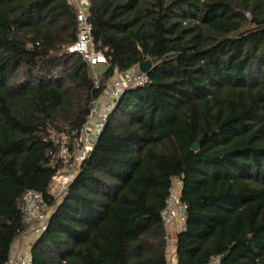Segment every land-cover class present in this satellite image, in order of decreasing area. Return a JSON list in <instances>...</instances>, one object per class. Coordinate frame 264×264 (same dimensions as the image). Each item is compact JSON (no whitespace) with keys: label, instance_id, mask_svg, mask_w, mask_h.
I'll return each instance as SVG.
<instances>
[{"label":"trees","instance_id":"trees-1","mask_svg":"<svg viewBox=\"0 0 264 264\" xmlns=\"http://www.w3.org/2000/svg\"><path fill=\"white\" fill-rule=\"evenodd\" d=\"M99 83L68 0H0V264L27 225L24 195L50 209L33 264H166L160 213L180 181L176 264H264V0H90ZM150 61L73 180L50 192V130L73 140L114 68ZM197 144L196 150L192 145Z\"/></svg>","mask_w":264,"mask_h":264},{"label":"built area","instance_id":"built-area-1","mask_svg":"<svg viewBox=\"0 0 264 264\" xmlns=\"http://www.w3.org/2000/svg\"><path fill=\"white\" fill-rule=\"evenodd\" d=\"M68 3L76 10V38L67 46V52L82 55L91 69L95 84H98L99 71H96V68L98 64H103L106 60L104 54L95 48L92 25L88 17L90 0H68ZM147 81V74L141 72L138 66H134L125 72H119L117 68H114L113 76L107 82L102 95L93 102L87 116L85 126H91L90 131L94 135V140L99 136L106 124L108 115L116 106L123 92L130 87L142 86ZM49 139L55 146L52 164L61 165L52 181L58 180L62 186L61 192H63L74 177L75 165L71 161L72 156L69 148L71 134L67 128L60 131L50 130ZM179 184L180 181L177 179L173 181L170 193L165 200V207L160 213L165 228L168 229L171 225L176 224L178 232L186 228L185 211L187 208V205L180 200V192L176 189ZM23 201L22 220L24 224L27 225V228L37 224L42 231L47 224L50 209L42 199L41 194L29 189L26 191ZM6 264H33L31 250L11 254ZM166 264H176V262L167 261ZM207 264H221V260L218 256H213Z\"/></svg>","mask_w":264,"mask_h":264},{"label":"crops","instance_id":"crops-1","mask_svg":"<svg viewBox=\"0 0 264 264\" xmlns=\"http://www.w3.org/2000/svg\"><path fill=\"white\" fill-rule=\"evenodd\" d=\"M90 125L85 126L82 129V133L85 135L90 133ZM94 142V141H93ZM93 144V143H92ZM178 192H180V184L176 186ZM41 230L38 228L37 224L28 227L27 230L16 238L11 246V254L15 252H25L31 250V246L36 242ZM178 233V228L176 224L171 225L166 229V239H167V261L176 262L175 249H176V235Z\"/></svg>","mask_w":264,"mask_h":264},{"label":"rangeland","instance_id":"rangeland-1","mask_svg":"<svg viewBox=\"0 0 264 264\" xmlns=\"http://www.w3.org/2000/svg\"><path fill=\"white\" fill-rule=\"evenodd\" d=\"M65 50H67V46L63 48V51ZM96 71H98V68H96ZM94 139H95L94 135L91 131L86 135L81 131L80 136L76 140H73L72 145L74 147V158H75L74 165L79 164L85 158L87 152L89 151V148L92 146ZM61 189L62 186L58 180L57 181L53 180L51 182L50 184L51 194L59 197L62 191Z\"/></svg>","mask_w":264,"mask_h":264},{"label":"water","instance_id":"water-1","mask_svg":"<svg viewBox=\"0 0 264 264\" xmlns=\"http://www.w3.org/2000/svg\"><path fill=\"white\" fill-rule=\"evenodd\" d=\"M150 61H144V62H141L139 65H138V69L141 71V72H145L146 74H148V72L150 71ZM98 137V136H97ZM198 148L197 144H193L192 145V149L193 150H196ZM34 245V244H33Z\"/></svg>","mask_w":264,"mask_h":264}]
</instances>
